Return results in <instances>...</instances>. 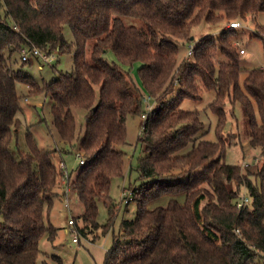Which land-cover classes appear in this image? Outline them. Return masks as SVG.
<instances>
[{
	"label": "trees",
	"instance_id": "16d2710c",
	"mask_svg": "<svg viewBox=\"0 0 264 264\" xmlns=\"http://www.w3.org/2000/svg\"><path fill=\"white\" fill-rule=\"evenodd\" d=\"M261 13L264 0H0V264H37L40 238L54 242L57 229L45 211L56 189L63 197L74 191L82 204L76 234L86 237L87 226H95L99 202L111 218L116 215L110 186L122 177L125 157L116 146L126 143L127 118L144 113V156L130 167L136 176L128 178L123 197V213L132 204L136 211L122 219L102 264H264V69L241 67L233 29L202 37L191 61L178 63L179 43H188L202 21L228 23ZM72 46V70L58 71L49 82L12 68L22 49ZM135 64L153 104L146 112L143 93L124 69ZM206 92L214 93L207 106L216 116L214 142L201 138L199 112L180 108L183 100L202 101ZM40 94L51 100L52 125L63 144L53 150L40 148L29 131L24 146L18 140L21 103ZM236 107L249 148L259 152L252 168L225 162L235 134L225 140L224 129ZM74 109L84 111L79 128ZM76 153L84 165L76 160L69 170L63 155ZM241 197L248 202L238 208Z\"/></svg>",
	"mask_w": 264,
	"mask_h": 264
},
{
	"label": "rangeland",
	"instance_id": "374dc122",
	"mask_svg": "<svg viewBox=\"0 0 264 264\" xmlns=\"http://www.w3.org/2000/svg\"><path fill=\"white\" fill-rule=\"evenodd\" d=\"M238 21V20H237ZM137 26H142L139 20H131ZM230 22H219L216 24H207L204 21L194 26L191 29L190 41L179 43V57L178 63L185 61L189 45L196 46L198 41L205 36H218L223 30H227ZM241 27L235 29L237 40L234 41V46L239 52L244 49L245 53L239 55L241 58V67L244 69H264V32H260L256 27L264 28V13L257 16H247L245 19H239ZM258 31V35L256 32ZM63 35L68 43L73 42V36L68 27H64ZM232 38V37H231ZM92 46V43L87 44V50ZM54 50V49H52ZM73 52L72 46L69 51H59L57 59L49 65H42L31 53L25 63L21 61V52L13 55L12 68L19 70L24 76L30 77L37 82H49L58 71L70 72L73 68ZM219 60L224 58L218 55ZM15 61V62H14ZM108 62H115L111 54L107 55ZM139 64L133 67H125L124 69L130 74L134 83L140 88L143 97L147 99L142 104V112L148 110L147 106L153 107V104L148 99L142 87L141 80L138 74ZM242 80V79H241ZM18 90L20 93H26L25 85L19 84ZM214 99V93L206 92L202 101L193 102L190 100H183L180 108L186 111H198L201 121L204 123V129L200 132L201 138L207 141L214 142L216 116L212 114L207 106ZM23 115L20 117L21 125L18 129L19 143L24 146V136L29 131L37 141L40 148L53 150L63 144L60 141L58 134L52 125V117L50 114L51 100L49 96L40 94L28 97L21 103ZM226 113H229L230 108L226 107ZM76 124L78 128L84 125V111L81 109L73 110ZM235 119L231 118L228 114L227 123L224 129L223 137L227 140L230 134H235L232 139V145L226 147L225 162L230 165H238L243 169L244 163H249L248 167L252 168L256 162H259L258 150L250 149L247 142V137L244 135L248 129L244 123L242 112L239 107L234 111ZM257 121L259 120L256 117ZM41 122L39 123V121ZM143 120L140 116H129L126 120V143L124 145L116 146V149L125 153L124 164L122 167V177L115 178L111 181L110 198L117 204V213L112 218L109 215L108 209L102 202L98 203L97 215L95 218V226H87L86 237L77 233L79 239L78 244L68 242L73 234L70 232L72 227L68 226V221L74 222V230L82 227L83 223L81 215L83 207L80 203L76 193L69 191L66 196H62L61 190L56 189L57 196L54 198L52 207L45 211L47 221L55 228L56 237L53 243L49 242L47 235H43L39 241V248L41 255L38 258L37 264L47 262L48 264H55L53 256L59 257L63 264H102L107 250L112 245V238L117 234L120 228L122 219H132L135 206L130 205L128 212L123 213L125 202L123 197L127 196L128 178L135 177V173L131 169L135 168L138 158L144 156V146L140 143L139 139L142 138L143 131L141 124ZM230 133V134H229ZM237 135V136H236ZM241 136V141L237 140ZM141 141H144L143 138ZM190 149V146L185 148L181 153H185ZM66 167L71 170L76 167V159L71 155H63ZM247 168V167H246ZM244 168V169H246ZM130 173V174H129ZM243 193H241L242 195ZM68 205V207L65 206ZM76 231V230H75ZM76 234V233H75ZM262 260H257V264H262Z\"/></svg>",
	"mask_w": 264,
	"mask_h": 264
},
{
	"label": "built area",
	"instance_id": "2783aa9c",
	"mask_svg": "<svg viewBox=\"0 0 264 264\" xmlns=\"http://www.w3.org/2000/svg\"><path fill=\"white\" fill-rule=\"evenodd\" d=\"M241 27V24L239 21H234L232 23H230L227 27V29H237ZM193 50H194V46H190L188 47V50H187V54H186V57H185V60L187 62H190L191 59H192V55H193ZM32 54L36 59H38V61L40 62V64H46V65H49L51 62L55 61L57 59L56 56H58V53H59V50L58 49H54V50H41V49H37V48H31V49H22L21 50V61L23 62H26L29 58V54ZM245 51L244 49H240L239 50V54H244ZM147 99L143 98V102H145ZM140 118L144 121V119L146 118V114H142L140 116ZM140 141L142 140V138L139 139ZM75 158L76 160L79 162L80 165H84V161L82 160V154L81 153H76L75 154ZM247 166V165H246ZM60 167L63 169V179H62V184L63 186H65V190L67 191L68 188H67V185H68V181H69V178H68V173H67V170L64 166L63 163L60 164ZM248 202L247 198L245 197H241V200L239 201V204L237 205L238 208H241L243 207L246 203ZM66 207H68L67 204H65ZM73 225H74V222L69 220L68 221V226L69 227H72V229H70V232H72L73 236L72 238L70 239V242L73 243V244H78L79 243V239L77 238V234L76 231L74 230L73 228Z\"/></svg>",
	"mask_w": 264,
	"mask_h": 264
},
{
	"label": "crops",
	"instance_id": "0c3cea01",
	"mask_svg": "<svg viewBox=\"0 0 264 264\" xmlns=\"http://www.w3.org/2000/svg\"><path fill=\"white\" fill-rule=\"evenodd\" d=\"M68 242H70V239L68 240Z\"/></svg>",
	"mask_w": 264,
	"mask_h": 264
}]
</instances>
